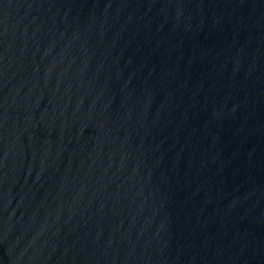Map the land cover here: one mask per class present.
I'll use <instances>...</instances> for the list:
<instances>
[{
    "label": "water",
    "instance_id": "95a60500",
    "mask_svg": "<svg viewBox=\"0 0 264 264\" xmlns=\"http://www.w3.org/2000/svg\"><path fill=\"white\" fill-rule=\"evenodd\" d=\"M0 264H264V0H0Z\"/></svg>",
    "mask_w": 264,
    "mask_h": 264
}]
</instances>
